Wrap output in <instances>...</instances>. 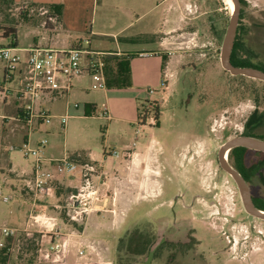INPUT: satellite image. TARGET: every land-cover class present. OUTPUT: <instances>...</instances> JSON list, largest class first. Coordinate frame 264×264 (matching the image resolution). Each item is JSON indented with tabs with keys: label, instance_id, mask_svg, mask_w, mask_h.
I'll list each match as a JSON object with an SVG mask.
<instances>
[{
	"label": "rangeland",
	"instance_id": "rangeland-1",
	"mask_svg": "<svg viewBox=\"0 0 264 264\" xmlns=\"http://www.w3.org/2000/svg\"><path fill=\"white\" fill-rule=\"evenodd\" d=\"M134 1L137 0H125L124 3L129 2L127 6L133 9L134 5L131 3ZM163 1L169 3L167 7L175 14L174 36L180 38L177 48L169 54L167 66L170 70L164 75V80L168 79V89L160 81L156 85L148 80L140 85L134 84L129 90L121 91L113 87L107 93L111 100L109 102L105 92L96 88L93 77L85 74L81 76L85 92L90 99L97 101V112L93 119L83 124L78 116L72 117L65 131L60 127L57 131L56 127V134L53 135L55 140L49 135H42L52 132L54 120L52 124H44L40 129L35 127L38 132L30 134L27 124L9 118L12 105L16 104V100L19 101L17 95L22 90L24 75L20 74L19 64L17 69L11 71L13 80L8 79L5 83L6 64L0 59V152L4 157L11 156L22 164L32 162L33 159L25 157L23 151L26 147L25 139L30 137L32 145L42 138L46 139L48 144L45 152L54 141V152L61 155L66 152L69 156H74L92 151L102 156L119 152L120 156L112 155V160H107L105 171H110L116 162L122 161L120 159L124 155L126 144H131V148L127 150H132L136 145L150 146L151 152L158 159L146 160L149 164L147 167L152 166L154 170L147 174V183L142 184V188L139 189L137 181L127 183V193L124 194L128 199H134L137 193H140L142 199L136 205L126 204L124 211L122 207L113 205L116 197L114 193L110 194L112 204L104 208L101 202L105 196H101L100 189V202L95 203L100 209L88 210L78 222H73L67 216L65 201L58 203V209L53 203L47 204L54 216L62 221H57L59 232L51 233L54 244L65 242V251L62 249L60 253L62 262L54 263L51 258L44 259L46 249H42L49 244L42 247L37 235L22 231L14 239L3 238L0 232V240L8 241L11 248L9 254L0 251V264H264V221L246 212L236 182L221 168L218 160L219 149L227 141L240 136L255 107L264 112V82L244 76H232L222 67L221 48L232 14L225 0ZM243 1L238 27L240 39L245 43L250 57L253 55L251 51L253 56L257 54L258 58L254 57L253 62L264 67V0ZM118 2L119 0H66V9H62V14L69 24V30L73 32L74 29L79 38L84 39L88 36L93 20L98 23L102 14L106 13L105 9L111 11L110 14L117 13ZM72 8L77 12L72 13ZM17 12L18 7L0 0V26L4 23L1 21L2 16L7 15L9 18L5 22L7 25L12 26L17 21L16 38L19 47L29 46L34 40L38 41L39 46L49 44L52 32L39 28L40 22L45 18L37 14L32 18L24 16L23 19H17V15L13 16ZM141 13L142 10H138L137 14ZM133 14L134 12L131 13L132 16ZM78 15L82 20L79 24H72L70 21H74ZM154 26L155 22L153 25L149 24L148 29L151 30ZM135 31L136 28L130 33ZM64 36L61 25L55 37L60 40ZM12 39L10 37L9 40H4L2 45L7 46ZM22 68H27L26 55H23ZM135 90L143 94L137 121L125 126L115 123L119 132L113 131L109 136V119L101 116L104 109L109 107L113 120L126 119L125 112H130L136 106L133 99ZM148 94L149 98H146ZM65 98L66 94L57 101H48L47 109L52 114L57 113L62 107L60 102ZM78 101L73 103H80ZM154 101L161 109L159 126L152 127L149 119L144 127L140 126V116L149 110L147 102ZM258 133H264V127ZM246 156V165L251 167L261 161L258 159L262 154L249 151ZM174 160H177L176 164ZM229 162L232 166L235 165L234 160ZM163 165L167 167L165 170ZM173 170L181 184L177 192L185 195V186H194L193 192L188 191L176 207L178 216L185 212L187 225L193 228V251L191 256L180 261H147L143 251L140 253L137 228L144 222H151L156 229L159 227L155 218L156 206L161 203L168 206L172 204V200L168 202L170 198L163 197L159 201L156 195L161 192L163 181L168 180L167 175L170 176ZM261 174L264 177V169ZM261 176L256 175L250 187L256 198L264 200ZM152 181L157 186L155 192L151 190ZM167 188L172 196L175 185L167 182ZM17 205L20 203L14 198L9 204L0 203V227L24 228L23 216L24 211L29 208L28 204L20 205L22 217L17 221L4 215L5 211L10 212ZM145 216L147 220L141 221ZM171 220L169 218L166 221L173 223ZM67 225L69 230L66 229ZM50 249L51 246L48 250L51 251Z\"/></svg>",
	"mask_w": 264,
	"mask_h": 264
},
{
	"label": "crops",
	"instance_id": "crops-1",
	"mask_svg": "<svg viewBox=\"0 0 264 264\" xmlns=\"http://www.w3.org/2000/svg\"><path fill=\"white\" fill-rule=\"evenodd\" d=\"M3 1L13 6L24 5L26 10H30L31 5L46 7L58 6L57 16L47 13V11L42 12L45 15L41 14V16L45 17V19L42 21V23L40 22L41 25L39 24V28L45 31L48 30L52 32L49 44L41 46L55 49H74L84 47L92 50L93 52L112 53V55H108L100 59V61L103 63L102 75L107 84V88L103 91L105 92L106 98L109 99V102H111V100L109 94L107 93H109V90L113 87H116L121 91L129 90L133 88L134 84L140 85L141 82L148 80L152 81L156 85H158L160 81L163 85L165 84V88L168 89V84H166L168 79L164 80V75H166L170 70L167 66L169 65L170 60L169 54L177 48V41L180 39H177L176 36H174V33H176V27L175 25H173V22L175 21V14L170 8L167 7V5L169 6L168 2H164L163 0H137L136 2L134 1L131 3L132 5H134L132 6V9L131 7L127 6L129 2L124 3L125 0H119L116 6L117 13L110 14L112 12H109L108 9H105L106 13L102 14L98 23L97 21L94 22L93 20V25L87 32L88 36L84 39H81V37L79 38V35H77V32L74 29H72L73 32L69 30V24L66 23L67 21L64 17V14H62V9H66V0ZM138 10H142V13L137 14ZM71 12L76 13L77 11L72 8ZM132 12H134L133 16L131 15ZM13 16H16V13H13ZM25 16H27L28 18H32L35 16V14L34 12L29 13V11H27V14ZM6 20L9 21L7 15L2 16L1 21L4 22L2 24L3 26L7 25L5 23ZM81 20L82 18L78 15L74 21L70 22L72 24H79ZM154 22L156 26L149 30V24L153 25ZM95 23H97V25H95ZM61 25L63 27L65 38L58 40L55 35L61 29ZM141 25H143V27ZM135 28L136 31L130 33V31L132 29L134 30ZM9 38L10 37L0 39V49L8 46H16V48L20 50V54L22 55V57L23 55H26V53L23 51L24 49L39 45L38 41L34 40V42L29 46L19 47L17 38L15 45H13L12 43L13 39L10 43H7V46L2 45V42L4 40H9ZM86 39L90 41L89 45H86ZM92 58L93 56L85 54L83 56L84 65L89 66L92 63ZM19 66L20 74L22 73L25 77L27 68H22V62ZM11 79L13 80V77ZM85 90L86 89L83 83V78L81 76L80 78L76 77V79L74 78L72 80L70 91L66 94V98L60 102L62 106L60 107L61 110L56 111L57 113H53L55 117L53 119L54 123H51L52 132H45V134L42 135H49L52 140H55L53 136L54 134H56L55 129L57 127L58 131V127L62 128L60 117L65 114H69L71 116L70 119L72 117L75 118L78 116L79 120L82 121L81 124L93 119L95 113L97 112V101H95L94 99H90L89 94L86 93ZM146 98H149V94L146 96ZM17 99H19L18 95ZM133 99L135 100L136 106L131 109L130 112H125L126 119L113 120L110 116L109 107L106 106V108L104 109V111H107L110 116L108 130L109 136L113 134V131L116 133L119 132L118 126L115 123L119 122L122 124L120 126H125L128 125V123H135L137 121V117L139 114L138 107L140 102L143 100V94L139 93L138 90H135ZM76 100H79L78 102L80 103H73ZM153 103L157 102L154 101L150 104ZM75 104H78L79 106L75 108ZM22 105L23 104L21 100H16V104L14 103L12 105L11 111L9 112V114L11 115V117L9 118L17 120L19 109L22 107ZM5 106L8 107V104H5ZM6 119L8 120V117H6ZM35 127H37V129H40L41 126H34L32 128L28 127L30 134H33V132H38L37 129L35 130ZM66 128L67 125L65 128H62V130L65 131ZM40 140L36 141L35 144L32 145L30 137H27L25 139V145L29 144L30 146L35 147ZM124 147L126 149L123 157L120 159L122 161L116 162L115 165L110 169V171H105L104 165L107 163V160H112V155H115L117 157L120 156L119 152L117 151H114L113 154L111 152L109 155L104 154L102 156L92 151L71 156V158H73L77 162H89L95 164L98 167L102 176L99 181V189L101 191V196H105V198L101 202V205L104 208L112 204L110 197L111 193H114L116 196V199L114 198L113 205L116 207L119 206V208L122 207L123 211L126 204H139L142 199L140 197V193H137L138 195L134 199H128V196L124 194L127 193V183H129V181H137V186H139V189L140 187L142 188V184L147 183V174L152 173V171L154 170L152 166L147 167V165L149 164L148 162H146V160H158L156 158V155L151 152L150 146L148 147L147 145L142 144L138 147L136 145L132 150H127V148H131V144H126L124 145ZM54 148L55 147L53 141L47 148L46 152L44 150L45 157L47 159H59L64 157L65 155H68L66 154V152H64L63 155H61L60 153L57 154L56 152H54ZM137 160L141 161L137 162ZM148 168H151V170ZM132 170L134 172H132ZM33 175L34 160L28 164H22L19 160H13L11 156L4 157L0 152V178L2 179L0 189L3 194L11 196L12 199L14 198L15 200H17L20 205L23 203L29 205L28 210L24 211V228L19 230L22 232L23 229H27L30 235H39L40 245L42 247L44 245L47 247L49 244L47 248L42 249V251H44L45 249L48 250V248L50 246L52 247V245L54 244L53 236L51 232L45 229V227L41 223L33 224V220L30 219V216L37 215L40 219H43V216L45 218L56 217L54 216V213H52L47 208V204L53 203L54 207L58 209L60 207L58 203H61L62 200L65 201L68 195L71 192H75L76 189L80 186L81 177L80 173L78 172L75 174H66L59 176L57 180L59 186L56 191V197L54 199L42 200L37 199L34 193L28 187V182L29 180H31V178H33ZM152 185L153 187L151 188V190L155 192V190H157V186L153 181ZM20 205L12 207L10 209V212L5 211L4 215H8L10 217L9 219H11L12 221L19 220L22 217V214L20 213ZM1 214L2 212L0 213V215ZM56 219L58 223L62 222L59 221L58 217H56ZM60 225L62 226V224ZM66 229L69 230L68 225L66 226ZM8 252L10 251L7 250V253Z\"/></svg>",
	"mask_w": 264,
	"mask_h": 264
},
{
	"label": "built area",
	"instance_id": "built-area-1",
	"mask_svg": "<svg viewBox=\"0 0 264 264\" xmlns=\"http://www.w3.org/2000/svg\"><path fill=\"white\" fill-rule=\"evenodd\" d=\"M86 45L90 44L88 39ZM26 53L27 69L23 79L22 90L18 94L22 107L19 109L17 120L26 123L29 128L50 124L54 115L47 109V102L59 99L67 94L72 86V80L76 77L89 74L93 76L96 88L105 90L107 84L102 75L103 63L100 61L105 56L112 55L110 52H93L88 48L79 47L74 49H55L35 45L23 50ZM85 54L93 56L92 63L85 66L83 56ZM0 59L6 64L5 81L11 79V71H14L22 61L20 50L16 47L8 46L0 49ZM7 78V79H6ZM151 109L153 104L147 103ZM79 105L75 104L77 108ZM109 119V113L104 111L101 115ZM69 114L60 117L62 128H65ZM48 144L46 139H41L37 146L26 144L24 155L34 160V175L28 182V187L37 199H54L56 197V184L59 176L66 174L80 173V186L75 192H71L65 200V212L73 221L78 222L88 210H99L97 204L100 202L99 188L102 178L98 167L89 162H77L71 156L65 155L59 159H47L45 148ZM98 179V180H97ZM12 197L3 194L0 189V203H10ZM40 219L37 215L30 216L33 224L41 223L45 229L52 234L59 232L56 218ZM32 225V222H31ZM23 232H29L23 229ZM3 238L16 237L21 231L17 228L0 227ZM65 243V242H64ZM60 242L53 244L51 251L43 253L44 259H52L54 263L62 262L60 253L64 250L65 244ZM4 239L0 240V248H4ZM8 251L11 248L7 249ZM65 251V250H64Z\"/></svg>",
	"mask_w": 264,
	"mask_h": 264
},
{
	"label": "flooded vegetation",
	"instance_id": "flooded-vegetation-1",
	"mask_svg": "<svg viewBox=\"0 0 264 264\" xmlns=\"http://www.w3.org/2000/svg\"><path fill=\"white\" fill-rule=\"evenodd\" d=\"M242 3H243V0H241V4ZM251 53L254 55L253 51H251ZM253 55L251 56L252 63L257 68H259V69L263 68L264 69V67L262 65L255 64L253 62L254 57L258 58L257 54L255 56H253ZM160 114H161V109L158 108L157 106L154 107V105H153L152 108L149 109L146 114L140 116V118H139L141 121L140 126L144 127L146 120L149 119L153 124L152 127H155V128L158 127ZM254 116L264 118V112L260 111L258 109V107H255L254 111L251 113V115L247 119L245 126H244V129L241 132L240 136H253V137H257L259 139L264 140V133H261V134L258 133L264 127V119L261 122V124L257 125L253 122L251 123V120ZM223 133L225 135V132H223ZM237 148H243L244 150H239V151L234 152V150H236ZM219 151H220V149H219ZM219 151H218V160H219ZM249 151H253V152H257V153L262 154V157L260 159H258L261 161H259L255 165H253L255 167V170H256L255 172H249V171H251L249 169L253 166L248 167L246 165V160H247L246 155ZM263 155H264V152H262V151H256V150H252V149H248V148H244V147H236L228 153L227 158H228V160H234V161L235 160H243L245 167L249 170V171L246 170L247 171L246 174H251L249 177L250 179H247L246 176H244V175H246L245 173L240 172L235 166H233V167H235L243 175V177L246 179V181L250 187V183H251L252 179L258 174L260 176L262 175L261 171L264 169V157H263ZM176 161L177 160H174V164L177 163ZM163 166H164V170H165L167 167L165 165H163ZM163 166H161V167H163ZM175 168H177V167L175 166ZM175 174H176V172L173 170L172 174L170 173L171 177L169 175H167L168 180L163 181V183L161 185V188H162L161 192L156 195V198L159 201H161V199L163 197L164 198H170V200H168V202H170L172 200V204H169L168 206H164L163 203L158 204L156 206L155 218L157 219V224L159 225V227L156 229L151 224V222H144L142 224V226L140 225L137 228V234L139 237V246L141 248L140 253H142V251H143L142 254L146 257L147 261H162V260L180 261V260L186 259L191 254V252L193 251V244H192V238H191L193 236V233H192L193 228H189V226L187 225V217H185L186 216L185 212H181L180 217L178 216L176 207L178 206L179 202L183 201V198H184V196H186L188 194V191H191V193L193 192L194 186H192V185L188 186V184H187L185 186V190H184L185 195L183 193L180 194V192H177V190L179 189V186L181 184H180L179 180L177 179V177H175ZM261 179L263 180V184H264V177L261 176ZM167 182L175 185V188H176V189H174L175 193L172 196H170V193L168 191ZM190 187H191V189H190ZM250 191H251V195H252L253 201H254L256 206H257V203L264 202L263 199H261V198L258 199L253 195L251 187H250ZM184 207L187 208V206H184ZM146 216H147V214H146ZM146 216L143 217V219L141 221L147 220ZM169 218H172L173 223L166 221ZM182 222H184V223H182ZM182 232H184V233H182ZM155 245H156V248L154 249V251H152V248Z\"/></svg>",
	"mask_w": 264,
	"mask_h": 264
},
{
	"label": "water",
	"instance_id": "water-1",
	"mask_svg": "<svg viewBox=\"0 0 264 264\" xmlns=\"http://www.w3.org/2000/svg\"><path fill=\"white\" fill-rule=\"evenodd\" d=\"M235 4V10L231 14V19L223 40L221 48V64L225 71L232 76H244L252 79L264 81V71L254 67H238L232 63V53L238 33L240 21L241 0H232ZM244 147L256 151L264 152V140L253 136H238L227 141L219 151V162L221 168L226 171L236 182L244 204L246 212L257 219L264 221V210L258 208L252 198L249 184L243 175L233 167L228 158V153L236 148ZM156 248L153 246L152 251Z\"/></svg>",
	"mask_w": 264,
	"mask_h": 264
},
{
	"label": "trees",
	"instance_id": "trees-1",
	"mask_svg": "<svg viewBox=\"0 0 264 264\" xmlns=\"http://www.w3.org/2000/svg\"><path fill=\"white\" fill-rule=\"evenodd\" d=\"M1 1L4 3L3 0H1ZM243 3H244V1H243ZM15 6L18 7V11H19L16 13L17 19H19V18L23 19V17L27 14V11H29V13L34 12V14L35 15L38 14L39 17H43V16H41V14H43L42 12H45V11H47V13L53 14L55 16L58 15V6L46 7V6L31 5L30 10H26L24 5H15ZM43 15H45V14H43ZM55 16H52V17H55ZM43 18H45V17H43ZM17 27H18L17 21H16V24H13L12 26L11 25L0 26V37H1L0 39L12 37L13 38L12 43H13V45H15L16 44L17 29H18ZM12 47H16V46H12ZM248 52L249 51H248V49H246L245 43L240 39V35H239V31H238L236 41H235L234 50L232 53V63L238 67H254V68H257L252 63L251 57L249 56ZM261 69L264 70L263 68H261ZM153 105L155 107L157 105V103H153ZM19 114H21L20 110H19ZM263 119H264L263 117L254 116L251 120V123L253 122V123L258 125V124H261ZM239 150H244V149L243 148H237L236 150H234V152L239 151ZM234 166L240 172L245 173V174L247 173L246 170H248V169L245 167L243 160H235ZM249 170H251V171H249ZM249 170H248L249 172H255L256 171L254 166L251 167ZM250 175L251 174H246L244 176H246L247 179H250L249 178ZM58 186H59V183L56 184V191L58 189ZM257 207L264 210V202L257 203ZM37 237L39 238L40 236L37 235ZM9 238H16V237H9ZM5 245L6 246L4 248H1V251H3V252H7V249L10 248V243H8V241L5 242ZM7 254H9V252Z\"/></svg>",
	"mask_w": 264,
	"mask_h": 264
},
{
	"label": "bare ground",
	"instance_id": "bare-ground-1",
	"mask_svg": "<svg viewBox=\"0 0 264 264\" xmlns=\"http://www.w3.org/2000/svg\"><path fill=\"white\" fill-rule=\"evenodd\" d=\"M227 2V4L230 6L231 11L234 12L235 10V4L232 0H225Z\"/></svg>",
	"mask_w": 264,
	"mask_h": 264
}]
</instances>
